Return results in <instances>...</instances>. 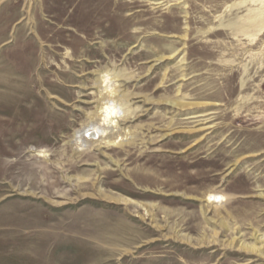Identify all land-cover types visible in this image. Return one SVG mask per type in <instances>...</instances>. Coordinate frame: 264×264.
Instances as JSON below:
<instances>
[{
    "label": "rangeland",
    "instance_id": "rangeland-1",
    "mask_svg": "<svg viewBox=\"0 0 264 264\" xmlns=\"http://www.w3.org/2000/svg\"><path fill=\"white\" fill-rule=\"evenodd\" d=\"M0 264H264V0H0Z\"/></svg>",
    "mask_w": 264,
    "mask_h": 264
},
{
    "label": "bare ground",
    "instance_id": "bare-ground-1",
    "mask_svg": "<svg viewBox=\"0 0 264 264\" xmlns=\"http://www.w3.org/2000/svg\"><path fill=\"white\" fill-rule=\"evenodd\" d=\"M121 76L126 75L122 71L117 69H106L100 71L97 74L95 84L99 97L97 101V106L95 105L96 111L94 110L95 112L92 113L89 117L91 121H89L82 128L77 129L73 132L75 144L81 147L82 145H84V138H90L97 133H99L100 136L103 134H105L106 136L108 131H110L113 127H116L119 124V120H125L134 115L135 108L130 103H128L129 94L125 92L121 93L118 90L120 84L116 82ZM171 104L177 106L178 108H183L192 106L195 103L173 101ZM94 117L101 120L100 125H96L92 121ZM207 198L215 201L217 199L220 200L222 198V195L213 193L209 194ZM221 226H225V223H221ZM243 247L245 249H248L249 251H256V247L253 244Z\"/></svg>",
    "mask_w": 264,
    "mask_h": 264
}]
</instances>
